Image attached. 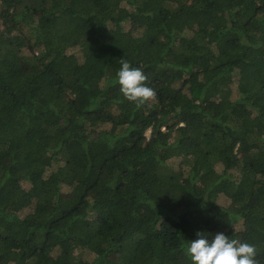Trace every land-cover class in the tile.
<instances>
[{"label": "trees", "instance_id": "obj_1", "mask_svg": "<svg viewBox=\"0 0 264 264\" xmlns=\"http://www.w3.org/2000/svg\"><path fill=\"white\" fill-rule=\"evenodd\" d=\"M197 232L264 264V0H0V264H191Z\"/></svg>", "mask_w": 264, "mask_h": 264}, {"label": "clouds", "instance_id": "obj_2", "mask_svg": "<svg viewBox=\"0 0 264 264\" xmlns=\"http://www.w3.org/2000/svg\"><path fill=\"white\" fill-rule=\"evenodd\" d=\"M116 72V83L123 98L137 109L156 101V91L147 86L148 77L140 67H133L128 60L121 59ZM197 239L188 240L183 251L191 264H258L255 245L230 239L222 232L209 236L197 232Z\"/></svg>", "mask_w": 264, "mask_h": 264}]
</instances>
